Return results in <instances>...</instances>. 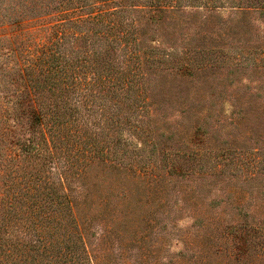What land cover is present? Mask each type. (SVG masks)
<instances>
[{"label": "trees", "instance_id": "obj_1", "mask_svg": "<svg viewBox=\"0 0 264 264\" xmlns=\"http://www.w3.org/2000/svg\"><path fill=\"white\" fill-rule=\"evenodd\" d=\"M186 7L206 11L207 40L206 34L185 39L177 30L181 19L169 20ZM222 8L237 9L241 18L213 32L208 17ZM251 12L264 15V0H0V29L12 31L0 34V264L104 263L91 255L85 225L97 219L109 234L134 213L127 203L125 211L108 207L109 193L94 190L121 172L145 178L147 186L160 178L149 176L156 161L138 167L123 161L131 156L124 130L141 145L152 144L168 173L214 172L217 165L211 168L195 145L184 144L183 130L165 136L158 123L168 110L192 113L208 98L180 99L163 78L195 81L217 60L264 70V37L257 48L249 35L244 38L251 33L245 21ZM225 36L239 45L219 47L215 41ZM196 114L188 141L207 132L210 110ZM234 119L235 125L245 120L242 113ZM174 135L175 145L160 147L161 139ZM222 150L214 158L225 156ZM96 166L100 171L90 174ZM71 180L84 187L80 199ZM148 187L157 198L160 191ZM120 198L127 201V192ZM74 202L87 205L82 224ZM183 263L181 256L165 264Z\"/></svg>", "mask_w": 264, "mask_h": 264}, {"label": "rangeland", "instance_id": "obj_2", "mask_svg": "<svg viewBox=\"0 0 264 264\" xmlns=\"http://www.w3.org/2000/svg\"><path fill=\"white\" fill-rule=\"evenodd\" d=\"M204 15H207L204 9L186 7L173 13L169 20L181 19L177 30L185 39L206 34L204 39L207 40L210 31L202 23ZM238 18L241 14L237 9L222 8L208 17L206 26L215 25L213 32L222 33L218 28L222 23H233ZM245 21L251 33L244 34V38L249 35L251 45L257 48L264 37L261 36L264 15L251 12L246 14ZM5 32L12 31L0 29V34ZM222 39L215 41L219 47L220 44H228L225 48L239 45L236 38L225 36ZM1 43L2 40L0 46ZM249 45L247 40L244 48ZM243 66L242 62L217 60L210 71L199 75L195 81L177 74L163 78L167 89L180 99L198 94L208 101L196 104L190 109L192 113L171 109L166 112V118L160 115L161 131L166 136L168 131L183 130L186 134L182 139L188 142L184 144L189 148L195 145L199 150L197 157L207 159L211 168L218 167L214 172L207 171L209 174L205 176H198L196 172L179 174L177 170L168 173L160 168L161 155L157 150L152 151V144L141 145L136 136L124 130L127 153L131 156L123 161L134 167L144 161H156L158 166L149 176L159 174L160 178L156 182L150 179L148 186L154 184L160 194L153 198L152 188L146 185L145 178L134 176L130 171L121 172V177L113 183L103 182L94 192L109 193L107 206H118L125 211L127 203L134 215L132 220L115 224V232L109 234H105L97 219L85 225L83 231L91 255L100 257L103 264H165L181 256L183 264H264V70L261 67L254 70L251 64ZM151 78L152 82L156 80L155 76ZM206 109L211 112L205 117L207 132L188 141L195 114ZM241 113L244 122L230 123ZM216 118L222 124L217 123ZM175 138L174 135L161 139L160 147L175 145ZM221 150L225 156L214 158ZM98 171L100 168L96 166L90 174ZM70 185L74 196L84 189L75 180H71ZM124 191L127 201L120 198ZM78 197L80 199L81 195ZM95 198L96 208L102 209L104 202ZM74 203L75 215L82 224L87 205ZM250 226L256 231L250 230Z\"/></svg>", "mask_w": 264, "mask_h": 264}]
</instances>
